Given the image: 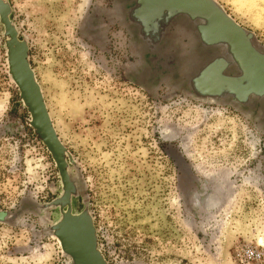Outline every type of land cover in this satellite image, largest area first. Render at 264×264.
Listing matches in <instances>:
<instances>
[{
    "label": "rangeland",
    "instance_id": "rangeland-1",
    "mask_svg": "<svg viewBox=\"0 0 264 264\" xmlns=\"http://www.w3.org/2000/svg\"><path fill=\"white\" fill-rule=\"evenodd\" d=\"M4 1L72 161L73 212L87 205L106 264H264V116L185 90L192 32L176 21L165 35L180 79L141 86L123 0ZM213 1L264 49V0ZM5 39L0 24V264H69L48 232L57 210L28 208L60 184L7 74Z\"/></svg>",
    "mask_w": 264,
    "mask_h": 264
},
{
    "label": "water",
    "instance_id": "water-1",
    "mask_svg": "<svg viewBox=\"0 0 264 264\" xmlns=\"http://www.w3.org/2000/svg\"><path fill=\"white\" fill-rule=\"evenodd\" d=\"M122 7L124 21L146 64L134 77L136 84L146 86L165 76L180 79L181 57L162 50L168 28L180 21L193 34L199 60L182 81L185 90L202 101L228 103L253 117L264 116V49L213 0H123ZM9 12L6 1L0 0L7 74L28 115L26 123L49 153L60 184L55 199L28 208L38 213L57 210L58 218L48 232L69 264H106L87 205L73 212L77 186L68 169L72 161L52 126L27 60L26 42L17 38ZM7 216L0 212V221Z\"/></svg>",
    "mask_w": 264,
    "mask_h": 264
},
{
    "label": "built area",
    "instance_id": "built-area-1",
    "mask_svg": "<svg viewBox=\"0 0 264 264\" xmlns=\"http://www.w3.org/2000/svg\"><path fill=\"white\" fill-rule=\"evenodd\" d=\"M244 254H245V256H248V257H249V255H251L250 252H249L248 250H246V251L244 252Z\"/></svg>",
    "mask_w": 264,
    "mask_h": 264
}]
</instances>
